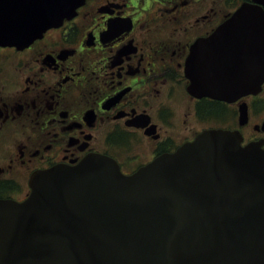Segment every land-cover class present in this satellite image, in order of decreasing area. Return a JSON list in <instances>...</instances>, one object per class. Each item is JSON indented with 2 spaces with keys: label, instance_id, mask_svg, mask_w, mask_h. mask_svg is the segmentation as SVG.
<instances>
[{
  "label": "flooded vegetation",
  "instance_id": "af4514ba",
  "mask_svg": "<svg viewBox=\"0 0 264 264\" xmlns=\"http://www.w3.org/2000/svg\"><path fill=\"white\" fill-rule=\"evenodd\" d=\"M244 2L84 0L27 45H0V198L22 201L34 172L96 154L129 175L214 129L264 149V80L236 97L188 89L203 59L211 82L221 61L226 87L251 82L260 37L224 53L209 39Z\"/></svg>",
  "mask_w": 264,
  "mask_h": 264
},
{
  "label": "water",
  "instance_id": "95a60500",
  "mask_svg": "<svg viewBox=\"0 0 264 264\" xmlns=\"http://www.w3.org/2000/svg\"><path fill=\"white\" fill-rule=\"evenodd\" d=\"M252 1L216 27L211 53L252 32L264 50V0ZM83 2L0 0V45H27ZM206 61L187 69L192 93L236 97L264 80L262 55L254 80L228 87V66L211 82ZM29 186L22 201L0 198V264H264V149L230 131H205L129 175L96 154L36 171Z\"/></svg>",
  "mask_w": 264,
  "mask_h": 264
},
{
  "label": "rangeland",
  "instance_id": "374dc122",
  "mask_svg": "<svg viewBox=\"0 0 264 264\" xmlns=\"http://www.w3.org/2000/svg\"><path fill=\"white\" fill-rule=\"evenodd\" d=\"M10 59H11L10 56H7V61L10 60ZM3 60H4V57L0 56V61H3ZM12 81L14 82V79Z\"/></svg>",
  "mask_w": 264,
  "mask_h": 264
}]
</instances>
